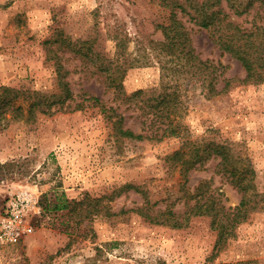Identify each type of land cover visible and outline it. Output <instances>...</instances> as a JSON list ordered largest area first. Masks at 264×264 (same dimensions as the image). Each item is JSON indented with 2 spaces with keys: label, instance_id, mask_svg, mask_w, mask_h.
I'll list each match as a JSON object with an SVG mask.
<instances>
[{
  "label": "rangeland",
  "instance_id": "obj_1",
  "mask_svg": "<svg viewBox=\"0 0 264 264\" xmlns=\"http://www.w3.org/2000/svg\"><path fill=\"white\" fill-rule=\"evenodd\" d=\"M168 17L160 0H0V88L18 90L17 105L24 108L25 97L36 92L57 101L61 66L74 97L35 120L6 115L0 121V211L17 195L30 196L35 205L32 232L0 244V264H264V201L221 240L211 216H192L173 228L135 211L150 204L154 214L170 210L182 219L202 187L234 212L242 196L218 172L217 159L191 170L186 182L171 166L173 153L210 142L229 145L255 171V201L264 195V83L244 82L241 64L214 44L209 31L186 23L200 59L217 67L220 91L209 98L200 84L179 82L186 139L118 140L103 111L84 103L99 98L124 116V129L142 133L134 102L118 100L95 72L98 62L65 42L86 41L83 53L89 47L91 56L121 65L125 93L143 91L147 100L166 81L149 41L163 40L156 25ZM62 193L75 201L104 197L101 204L115 215L92 221L51 209Z\"/></svg>",
  "mask_w": 264,
  "mask_h": 264
},
{
  "label": "trees",
  "instance_id": "obj_2",
  "mask_svg": "<svg viewBox=\"0 0 264 264\" xmlns=\"http://www.w3.org/2000/svg\"><path fill=\"white\" fill-rule=\"evenodd\" d=\"M160 3L169 11L167 22L156 25L163 40L149 43L167 74L163 90L155 97L142 99L143 91L127 95L122 84L126 70L121 65L114 66L112 61H104L98 55L91 56L89 47L88 51L83 53L82 48L86 47V41L65 42L69 50L81 54L86 61H96L95 64L98 62L95 72L104 77L105 86L114 91L118 100L124 104L134 102L135 108L140 110L142 133L135 134L129 129H124L125 118L117 109L106 108L97 97L84 99V103L103 111L118 140L144 141L153 138L162 141L165 137L186 139V129L181 123L184 102L181 99L183 93L180 81L187 79V83L200 84L203 93L206 92L209 98L220 93L216 88L217 67L200 59L187 29V21L209 31L214 44L241 64L246 72L244 82L264 83V0H160ZM100 60L103 61L99 64ZM58 74L61 94L57 101H53L56 96L49 97L36 92L25 97L24 103L27 107L24 108L17 105L20 98L18 90L1 87L0 121L7 120L6 115H11L10 120L14 121L35 120L39 113L45 114L52 105L73 100L70 84L65 81L61 66L58 68ZM150 132L152 134L149 136ZM211 159L219 161L218 172L226 176L242 196L234 212L227 211L224 205L219 204L212 195H207V192H202V187H199L197 193L192 196L196 202L183 214L182 219L170 210L154 214L150 204L135 210L137 214L152 224L173 228H182L192 216H211L220 240L233 233L235 224L245 222L250 212L264 201V195L259 201H255V171L244 165L242 158L236 156L229 145L213 142L194 147L188 154L181 149L169 158L171 166L179 172L184 182L188 180L191 170L203 167ZM124 189H134L137 192L141 190L134 185H126ZM103 199L104 197L92 199L87 195L83 200L75 201L69 200L65 193H62L55 198L51 209L67 211L68 214L75 213L84 218L92 217V221L99 214H105L107 217L115 215L110 207L101 204ZM49 208L45 207V210Z\"/></svg>",
  "mask_w": 264,
  "mask_h": 264
},
{
  "label": "built area",
  "instance_id": "obj_3",
  "mask_svg": "<svg viewBox=\"0 0 264 264\" xmlns=\"http://www.w3.org/2000/svg\"><path fill=\"white\" fill-rule=\"evenodd\" d=\"M35 205L28 195L13 196L0 211V244L9 245L32 232L29 218Z\"/></svg>",
  "mask_w": 264,
  "mask_h": 264
}]
</instances>
